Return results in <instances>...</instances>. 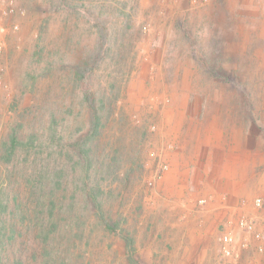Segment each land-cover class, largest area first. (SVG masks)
Instances as JSON below:
<instances>
[{"label": "rangeland", "instance_id": "1", "mask_svg": "<svg viewBox=\"0 0 264 264\" xmlns=\"http://www.w3.org/2000/svg\"><path fill=\"white\" fill-rule=\"evenodd\" d=\"M122 2L133 14L124 74L110 79L103 66L93 85L102 94L119 78L114 113L128 123L111 118L95 155L121 152L115 178L131 167L128 155L135 157L142 167L130 178L143 179L113 201L114 217L119 211L127 219L123 226L141 264H258L253 254H264V0ZM85 22L49 0H0V145L19 122L17 112L36 101V80L39 93L75 101L80 114V92L67 76L95 43ZM39 41L49 51L63 50L56 57L66 66L60 84L41 77L44 64L34 58ZM24 129L26 135L30 128ZM14 162L10 168L18 172L33 170L25 153ZM6 173L0 163V178ZM242 217L255 224L260 240L239 228ZM225 232L237 257L223 253ZM111 241L123 256L122 240Z\"/></svg>", "mask_w": 264, "mask_h": 264}, {"label": "trees", "instance_id": "2", "mask_svg": "<svg viewBox=\"0 0 264 264\" xmlns=\"http://www.w3.org/2000/svg\"><path fill=\"white\" fill-rule=\"evenodd\" d=\"M49 1L85 19L95 43L67 76L80 92V114L74 113L75 101L67 104L39 93L36 80L32 84L36 101L17 112L19 122L0 145V163L7 168L0 178V264H141L133 234L123 226L127 219L119 211L114 217L112 204L134 190L136 179L142 182L143 178H130L141 162L128 155L131 167L123 178H115L121 173V152L102 159L95 155L111 118L122 127L128 123L124 114L114 113L119 111L113 97L119 78L108 81V91L96 94L93 77L103 66L110 79L123 76L128 44L124 37L133 14L123 0ZM62 51H49L40 41L36 43L34 58L44 64L42 79L60 84V72L66 66L56 57ZM78 118L84 123L76 125ZM25 126L30 128L26 135ZM24 153L33 164L29 173L10 168ZM113 237L122 240L123 256L113 252Z\"/></svg>", "mask_w": 264, "mask_h": 264}, {"label": "built area", "instance_id": "3", "mask_svg": "<svg viewBox=\"0 0 264 264\" xmlns=\"http://www.w3.org/2000/svg\"><path fill=\"white\" fill-rule=\"evenodd\" d=\"M2 53V46L0 45V55ZM257 203H261V200L258 199ZM238 226L240 229L246 231L247 233L253 234L256 239H261L262 235L260 232L256 230L255 224L248 220L247 218H240L238 220ZM221 243H222V250L225 256L231 257V256H238V252L235 247V240L231 233L225 232L221 236ZM245 247V245H244ZM260 250L263 251V248L261 247Z\"/></svg>", "mask_w": 264, "mask_h": 264}, {"label": "crops", "instance_id": "4", "mask_svg": "<svg viewBox=\"0 0 264 264\" xmlns=\"http://www.w3.org/2000/svg\"><path fill=\"white\" fill-rule=\"evenodd\" d=\"M263 230H264V228H263ZM263 243H264V241H263ZM253 250H254V248L251 249L248 254H251L252 253L251 251H253ZM253 255L255 256V260L258 262V264H264V254L263 255L262 254H253Z\"/></svg>", "mask_w": 264, "mask_h": 264}]
</instances>
